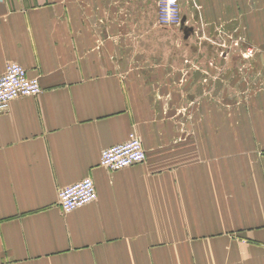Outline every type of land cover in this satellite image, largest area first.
<instances>
[{"label":"crops","instance_id":"crops-1","mask_svg":"<svg viewBox=\"0 0 264 264\" xmlns=\"http://www.w3.org/2000/svg\"><path fill=\"white\" fill-rule=\"evenodd\" d=\"M181 5L175 69L189 54L197 65L230 70L231 61H246L231 45L241 42L256 49L262 72L264 0ZM167 27L157 22V0L0 1V75L18 62L42 88L0 114V264H264V161L240 167L239 183H214L206 198L188 167L173 179L153 161L116 171L101 165L104 149L140 130L157 88L183 95L190 86L195 95L200 77L210 76L193 70L178 85L182 69H160ZM201 33L224 36L199 42ZM210 43L221 53L209 54ZM148 127L145 136L153 135ZM206 132L205 145L160 157L226 158L225 135ZM86 177L98 198L64 213L59 190Z\"/></svg>","mask_w":264,"mask_h":264},{"label":"rangeland","instance_id":"rangeland-1","mask_svg":"<svg viewBox=\"0 0 264 264\" xmlns=\"http://www.w3.org/2000/svg\"><path fill=\"white\" fill-rule=\"evenodd\" d=\"M222 36L218 33L213 35L201 33L197 38L199 42L203 40L214 42V37L221 39ZM177 39L180 40L179 36H176L175 27H167L168 55L163 58L166 62L162 63L160 69L167 71L182 69L183 77L178 80V85L189 82L193 70H197L200 75L210 72V76L200 77L197 82L198 93L195 95L190 94V86L183 95L174 94L169 88L166 94H161L162 90L157 88L155 109L147 111L146 119L139 122L140 130L137 129L135 132L146 150L147 158L144 164L150 165V161H153L159 165V168H165L168 176L171 175L173 179L176 178L179 168L188 167L194 178L193 184L198 185L199 198H206V189H212L214 183L226 182V179L227 182L239 183L244 177V171H240V167L252 166L264 161L262 158L264 156V65L261 64L262 72H258L256 64L253 63L256 49L250 46L242 47L241 42L239 45L233 42L231 45L240 47L238 53L240 51L246 61L240 63L231 61L230 70L224 71L222 63L212 70L205 64L198 66L196 61L189 58V54L182 56V67L177 66L175 69V61L178 60L177 56H174L177 55L174 42ZM211 45L214 52L212 54L211 51L209 54L213 56L221 53L222 46ZM183 46L190 49L189 44L185 42ZM177 50H180V47ZM232 53L238 54L234 50ZM157 65L149 63L148 69L157 68ZM258 65L260 67V64ZM140 115L142 116L141 111ZM207 120L213 122V125L209 123V128ZM257 122H261L262 126L258 127L260 123ZM143 125L149 126L153 135L145 136ZM207 130L212 139L218 140L225 135V141L230 143V152L226 158H218L217 153L216 158L160 157L166 154L165 151H175L180 146L184 150H189L196 145H205L203 135L207 134ZM257 130L262 134L259 135ZM226 135H229L228 139ZM250 152L253 153L251 156Z\"/></svg>","mask_w":264,"mask_h":264},{"label":"built area","instance_id":"built-area-1","mask_svg":"<svg viewBox=\"0 0 264 264\" xmlns=\"http://www.w3.org/2000/svg\"><path fill=\"white\" fill-rule=\"evenodd\" d=\"M157 22L161 26L169 27L183 24L181 0H157ZM41 91L39 77L30 76L26 68L18 62H8L5 72L0 75V114L8 110L13 100L19 97L37 96ZM146 158L143 143L133 131L125 142L102 151L101 165L116 171L144 163ZM97 198L96 184L91 177L59 190V204L64 213L81 208Z\"/></svg>","mask_w":264,"mask_h":264}]
</instances>
